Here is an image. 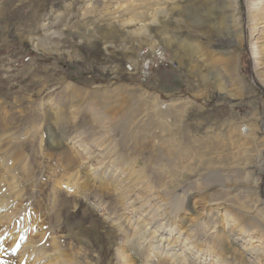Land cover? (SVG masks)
<instances>
[{"label": "rangeland", "instance_id": "obj_1", "mask_svg": "<svg viewBox=\"0 0 264 264\" xmlns=\"http://www.w3.org/2000/svg\"><path fill=\"white\" fill-rule=\"evenodd\" d=\"M222 1L0 0V264H173L140 243L136 196L166 197L177 252L264 259V9L233 23Z\"/></svg>", "mask_w": 264, "mask_h": 264}, {"label": "bare ground", "instance_id": "obj_2", "mask_svg": "<svg viewBox=\"0 0 264 264\" xmlns=\"http://www.w3.org/2000/svg\"><path fill=\"white\" fill-rule=\"evenodd\" d=\"M205 2H206V6L207 7H210V6L214 5V0H205ZM222 6H224L226 8H229V9H232V11L234 12L231 15V17H233L232 22L233 23H239V21H238L239 17L236 16L237 15L236 11L239 8V0H223L222 1ZM248 6H249L248 8H250L249 11L253 12L252 8L256 6L254 11L259 12V10H260V12H261V10L264 9V1L250 0ZM197 9H199V8H197ZM255 14H257V13H255ZM251 15H253V14H251ZM251 15H249V16H251ZM131 19H130V21H131ZM253 23L254 24H258L257 23V18L254 19ZM260 23H262V22H260ZM259 32H260V34L263 33V29L262 30L258 29L256 34H258ZM258 38L259 37H257L255 39V42H260L259 40H257ZM221 44H223V43L219 42L217 45H221ZM217 50L220 51V50H224V49L221 48L220 46H217ZM164 52L165 51H163L162 49H157L156 58H159V53H161V56H163L165 58ZM263 53H264L263 50H257L255 52L254 56H253V59L262 57ZM258 62L259 61H255L254 62L255 66H256V71H259L260 68L264 67V65H260V63L257 64ZM261 72H264V70H262ZM141 76H142V78H148L149 77V72H146V66L142 70V75ZM62 126H63L62 124L58 123L56 125L55 129L57 130V129H59ZM102 177L105 178L104 175ZM103 178H101V180ZM110 181L111 182H109V183H111L110 185L112 187L119 188L120 186H122L121 183L124 180H114L112 178V179H110ZM104 184H106V183H104ZM157 198L159 199L158 202H157V204H159L157 208H160V209L158 210L156 208V211H154V212L149 211V210H144V204L145 203L144 204L141 203L138 200V196L134 197L131 201H129L127 203V205L129 206L128 209H130L131 214H136L137 212L145 211L142 214V216H145V218H141L140 217L137 220V228L139 230L138 234H140L139 236H140V239H141L140 243L143 244L144 242H147L148 243V249L151 250L152 253L156 252V253L161 254V255L164 254V256L167 255L171 259H174L173 264H208L206 262V260H207V256L210 253L206 254L205 253L206 250L204 251L203 248H199V252L195 255L193 253V250H194L195 246H193L191 244V241L189 240V236L188 235L185 236V244L182 245V246H184L183 249L180 252H177V249L181 246V241H180L179 238L182 236V234L187 233V230L184 229V230L180 231L178 235L173 236L172 232H173V229L177 225L176 224V220L177 219L174 218V220H173L172 212L169 211V210H171L170 206H168L169 204L165 200L166 197H165V199L164 198L161 199L160 196H157ZM183 202L180 201V202L174 204L176 213L181 210ZM197 202H198V199L195 200L193 202V204H192V210H194V211H196V209L199 208V204ZM218 208H220L219 209V214H220V216L223 217V221H224V223L222 225L224 233H226L229 238L234 236L235 240L240 238L242 235H244L246 229L243 228L241 226V224H242L243 221H245L246 218H241V214H240L239 209H237L233 204H225L224 206H221V207H218ZM2 214H3V212H2ZM0 215H1V212H0ZM173 216L177 217L178 214L177 215H173ZM157 217H162V219L161 220L157 219ZM172 223H173V225H172ZM167 227H169V228H167ZM190 228L191 227H189V229ZM234 239L232 238V239L228 240V243L232 242V241H235ZM163 246H166L165 249H161V248H163ZM254 249H255V251L259 250L257 248H254ZM171 251H172V253H171ZM211 253H214L213 254V257H214L213 259L214 260L212 261L211 264H237V262L235 260H232V259L233 258H238V252L231 245H223L220 254H218L219 252L217 253L216 249H213V251L211 250ZM261 253H262V251H261ZM190 254H194V259H193L192 262H189L190 261V259H189V255ZM210 255H212V254H210ZM238 260H239V258H238ZM239 262H245V258L241 257ZM62 264H65V262H63ZM150 264H152V263H150ZM255 264H264V259L262 260V259L258 258V261Z\"/></svg>", "mask_w": 264, "mask_h": 264}, {"label": "built area", "instance_id": "obj_3", "mask_svg": "<svg viewBox=\"0 0 264 264\" xmlns=\"http://www.w3.org/2000/svg\"><path fill=\"white\" fill-rule=\"evenodd\" d=\"M140 55H141V63H144V66H146V72H151V65L154 64L155 62L162 63L163 59H166L163 56H161V53H159L158 59H150V60H142V53ZM129 69H130V66H129Z\"/></svg>", "mask_w": 264, "mask_h": 264}]
</instances>
